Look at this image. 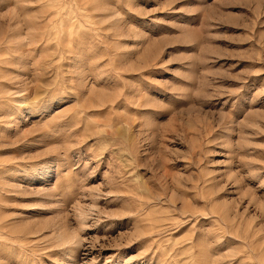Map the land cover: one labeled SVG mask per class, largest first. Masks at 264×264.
Instances as JSON below:
<instances>
[{
	"label": "rangeland",
	"instance_id": "rangeland-1",
	"mask_svg": "<svg viewBox=\"0 0 264 264\" xmlns=\"http://www.w3.org/2000/svg\"><path fill=\"white\" fill-rule=\"evenodd\" d=\"M0 264H264V0H0Z\"/></svg>",
	"mask_w": 264,
	"mask_h": 264
}]
</instances>
